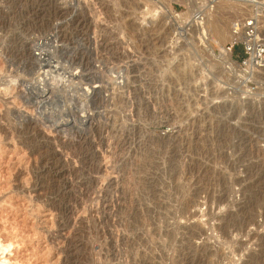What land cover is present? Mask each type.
<instances>
[{
    "label": "rangeland",
    "instance_id": "1",
    "mask_svg": "<svg viewBox=\"0 0 264 264\" xmlns=\"http://www.w3.org/2000/svg\"><path fill=\"white\" fill-rule=\"evenodd\" d=\"M214 19L264 45V0H0V256L264 264V61Z\"/></svg>",
    "mask_w": 264,
    "mask_h": 264
},
{
    "label": "built area",
    "instance_id": "2",
    "mask_svg": "<svg viewBox=\"0 0 264 264\" xmlns=\"http://www.w3.org/2000/svg\"><path fill=\"white\" fill-rule=\"evenodd\" d=\"M253 21V19L233 21L231 25L232 32L235 35H239L240 33L244 34L246 37L241 40L233 39L230 42L228 41L227 46V49L231 50L241 42L245 57L242 58L239 65L244 74H248L257 67H260L264 61V45L256 34L255 26L252 23Z\"/></svg>",
    "mask_w": 264,
    "mask_h": 264
},
{
    "label": "bare ground",
    "instance_id": "3",
    "mask_svg": "<svg viewBox=\"0 0 264 264\" xmlns=\"http://www.w3.org/2000/svg\"><path fill=\"white\" fill-rule=\"evenodd\" d=\"M205 23H207V20L205 21ZM253 23V25L255 26V29H256V25H255V21H253L252 22ZM204 24V23H203ZM210 25H211V29H212V32L216 35V38H218V39H222V41H232L233 39H244L246 36L244 35V34H239V35H235L233 32H232V30H229V31H226V29L224 28V26H221L220 24H218V19H214V20H212L211 22H210ZM256 32H257V30H256ZM222 46V48H224V46L223 45H221ZM39 49V48H38ZM223 51V50H222ZM222 61H223V63L224 64H229L230 65V67L231 66H233L232 64H233V62L230 60V57H229V54H228V52L226 51V53L224 54V57L222 58ZM234 64H236V63H234ZM237 66V65H236ZM238 66L240 67V65L238 64ZM257 69V68H256ZM256 69H254L253 71H255ZM184 70V69H183ZM50 71V70H49ZM252 71V72H253ZM48 72V71H47ZM42 73H44V72H42ZM45 73H46V71H45ZM251 72H249L248 74H245V76L247 75H249ZM43 75H41V80L43 79V77H42ZM43 82V81H42ZM4 86V85H3ZM94 88V87H93ZM232 214V213H231ZM230 214V215H231ZM231 221V220H230ZM241 221V220H240ZM235 223V222H234ZM231 224V223H230ZM237 230V229H236ZM235 230V231H236ZM237 232V231H236ZM233 233V232H232ZM234 235L236 234L235 232L233 233ZM232 238V237H231ZM261 238V237H260ZM1 244V243H0ZM262 246V245H261ZM4 248H5V245L4 246H2V245H0V250H1V254L3 253V250H4ZM248 249V248H247ZM237 252V251H236ZM238 253V252H237ZM248 254H252V253H248ZM254 254V253H253ZM232 256H234L235 257V253L234 252H232ZM237 256V255H236ZM255 256V255H254ZM264 256V255H263ZM262 256V257H263ZM242 257V256H241ZM252 256H250V258H251ZM249 257H248V259H250ZM247 259V261L245 262V261H243V263H241V264H248L249 263V260ZM251 261V260H250ZM263 261V260H262ZM0 264H14V262H12L11 263V261H9L7 258H5V256L3 257V256H0ZM15 264H17V263H15ZM252 264V263H251Z\"/></svg>",
    "mask_w": 264,
    "mask_h": 264
},
{
    "label": "water",
    "instance_id": "4",
    "mask_svg": "<svg viewBox=\"0 0 264 264\" xmlns=\"http://www.w3.org/2000/svg\"><path fill=\"white\" fill-rule=\"evenodd\" d=\"M161 139H164V137H162Z\"/></svg>",
    "mask_w": 264,
    "mask_h": 264
}]
</instances>
